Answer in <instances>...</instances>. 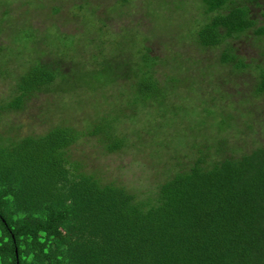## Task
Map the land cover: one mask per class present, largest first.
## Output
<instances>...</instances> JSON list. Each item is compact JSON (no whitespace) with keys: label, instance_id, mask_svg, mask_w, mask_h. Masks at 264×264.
Segmentation results:
<instances>
[{"label":"trees","instance_id":"16d2710c","mask_svg":"<svg viewBox=\"0 0 264 264\" xmlns=\"http://www.w3.org/2000/svg\"><path fill=\"white\" fill-rule=\"evenodd\" d=\"M67 1L0 0V36L12 37L9 45L0 39L8 87L0 123L9 112L42 122L29 132L0 125V264H264V0H141L149 20L165 11L173 53H155L161 42L144 35L136 58L128 47L114 60L102 40L90 62L70 53L80 46L71 33L43 52L38 27L67 10L59 21L102 25L104 37L115 19L133 20L135 0ZM176 9L187 11V23L168 13ZM143 25L118 30L133 35L148 31ZM178 25L188 32H174ZM28 43L40 48L34 60L11 68L7 54ZM119 81L125 88L108 89ZM99 84L104 101L87 111L82 129L50 122L49 107L37 104L48 90L52 105ZM153 115L172 148L147 152L149 184L134 190L105 177L100 156L129 145L119 123L145 125Z\"/></svg>","mask_w":264,"mask_h":264},{"label":"rangeland","instance_id":"374dc122","mask_svg":"<svg viewBox=\"0 0 264 264\" xmlns=\"http://www.w3.org/2000/svg\"><path fill=\"white\" fill-rule=\"evenodd\" d=\"M65 3H68V1L65 0ZM142 4L143 3H141V0H135L133 5H130V8L132 9L131 18H133V20H130L126 16L125 17L122 16L117 20L115 19V26L111 28V32L106 34L104 33L105 34V35L103 34L104 37L99 36L100 33L98 31L99 29L97 28L98 26H102V25H98L96 27L90 23H85L82 27L80 23H76L74 21H69V23H67L64 20L59 21V19L64 18L65 15L66 16L71 15L69 11L67 12V10H65L63 12L64 15L62 17L57 19L56 16H53L56 19L49 18V20H46L44 25H40L38 27L39 32L36 33L42 36L41 38H43L44 39L43 42H45L43 43V45L41 44V49L43 50V52L46 51L48 53L49 51H51L50 50L51 43L48 44L49 41L54 43L55 44L54 46H59L63 42L62 37L66 33H71L73 35V38L72 39L69 38V39L74 41L72 43L76 44L78 42V44H80V46L78 47V49H76L75 52H70L76 54V56H74L76 60L84 59L85 61L88 62L92 61L94 59L92 54L97 53V50L94 48L95 47L94 43L95 42L99 43L102 40H105L103 46L106 48L107 52L109 51V53L111 54L114 60L122 59L123 58L122 51L128 49V47L133 48V57L136 58V53L141 48L142 36L146 35L147 38H151L157 42H161V43L153 44L155 53L158 52L159 54H161L162 57L165 54H169V53L172 54L174 51L173 44L171 41L169 42L170 34L167 32H172L173 28L171 29L169 27L170 23L168 25V21H166L165 25L163 24V22L166 20L164 16L165 11L164 10L163 11L159 10V12L157 11V14H155V16L157 17L156 21L149 20L148 17L144 16V12H143L144 10L142 11ZM16 5L17 4L14 3V6ZM23 7H28V6L26 5ZM138 10L139 12H136ZM183 12H185V10ZM183 12L181 14L180 10L176 9L173 12H168V13L169 14L173 13L177 18L179 19L181 18V20L185 18L184 19L185 23H187L186 21H188L189 19V14L187 13V11L185 13ZM34 19L36 20V18ZM137 22L141 23V27L144 26L143 24L145 22H148L149 25L148 31H146L145 29L146 32H138L136 34L130 32L134 35L133 36L131 34H128V31L118 30L120 27H122V25H124L127 28H130V26H134L135 24H137ZM181 22L182 21H180V24ZM61 23H64L63 30L71 31V32H63L61 28H58L59 24ZM181 28L183 29L185 27L182 25L180 26L178 25L177 28L174 27V32H188L187 28L184 31H181ZM111 37H113L112 44L110 43V41H108L109 38ZM0 39L2 44L4 45L5 44L9 45L12 41V37L9 36V32L3 33L0 36ZM184 45L189 48V44L184 42ZM28 46L30 47V49L22 51L19 55L7 54L6 58L8 59L9 61L8 65L11 66V68L18 67L23 62H27V61L32 62L34 60L35 55H37V52L40 50V48L34 47L32 43H28ZM34 48L36 51L33 50ZM118 48L120 51L117 50ZM121 48H123V50ZM44 58H53V57L44 56ZM112 62L114 63L115 61ZM158 68L160 70V75L162 74L163 77V74L167 70L165 69V67L161 65H159ZM110 79H108V82L110 81ZM100 82L104 83L103 80ZM118 83L119 84H116L114 85V87H112L114 90L110 86H108V89L117 92L121 86L122 89L125 88L126 83H123L122 81H119ZM106 88H104V91ZM7 91H8V87H7L6 79L0 78V100L3 97H5ZM77 91L78 93L76 94V97L73 94L72 96L67 95L62 98L60 96L52 98L53 104L50 105V103L46 101V97L51 95V92L48 90L47 92L42 94L43 98L39 99L37 101V104H40L41 107L45 109L49 107V115L51 119L50 122L58 123L59 121L62 122L61 119L63 118L64 120L69 119L70 123L82 129L86 126L87 123L86 121L88 116L87 111L88 110L94 111V108L97 110L98 107L96 104H99L100 102L104 101V99L102 97L103 93L100 88V84L94 89H92L91 86L88 87L87 85H84L81 86V88L78 87ZM106 92L108 94V91ZM190 92L191 91H188V95L192 96L194 92L193 94ZM181 95H187V90H184L181 93ZM180 101H181L180 98H178L176 102L179 103ZM64 103L72 104V107L69 106L68 111H62L64 108ZM103 106L104 104L102 105L101 109L105 110L104 109L105 107ZM83 108L86 109V111H84ZM90 108H92L93 110H91ZM69 111H71V113H69ZM54 112L56 113L53 116ZM152 117L153 118L150 117V119L145 122V125L141 124V121L139 122L135 119H133L134 121L125 120L124 122L119 123V128L122 131L121 133L126 134L129 145L127 150L125 149L124 152L121 151L110 155L100 156L98 162L100 164L102 163L103 174L105 177H107L108 179H115L117 181H120L134 190L144 189V186H147L149 184L150 181L148 180V178L149 175H152L151 174L152 167L150 168L149 166L150 165L149 160L153 158L149 155V153L153 151V153L156 152L157 155H160L159 157H161L162 154L170 153L172 148L171 145L166 144V140L169 138L162 136L161 134H157L158 131L157 129H155L157 128L155 127L157 126V123L159 124V122L162 121V119L154 115ZM4 121H8V122L12 121V124L19 123L23 125V131H27V132L31 130L41 129V127L39 126L41 125L40 123H42L38 119L36 118L33 119L32 117H30V115L26 112L23 113L9 112L8 117L5 116L3 117V121L0 123L1 126L2 124H4ZM35 121L37 122V124ZM1 130L4 131V129L0 128V131ZM6 134L7 133H5V135ZM141 137H142V142L145 144V145L142 144L143 146H141ZM91 143H92L91 141L82 140L81 145L85 150H90L91 149L90 147L92 145ZM157 148L158 150L155 151ZM141 149L145 151V154L141 152ZM148 151L149 153H147Z\"/></svg>","mask_w":264,"mask_h":264}]
</instances>
